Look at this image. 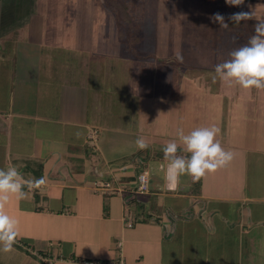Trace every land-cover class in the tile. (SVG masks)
<instances>
[{"label": "crops", "instance_id": "0c3cea01", "mask_svg": "<svg viewBox=\"0 0 264 264\" xmlns=\"http://www.w3.org/2000/svg\"><path fill=\"white\" fill-rule=\"evenodd\" d=\"M114 1L126 2L129 21L122 22ZM145 4L0 0V168L46 181L43 195L13 196L6 205L19 235L11 252H0V264L109 260L119 240L128 264H165L175 235L193 233L203 215L215 220L216 230L215 218L232 205L242 235L264 227V91L211 85L216 53L199 61L194 42L185 55L189 28L173 39L183 48V63L170 50L156 54L159 41L147 39L150 25L142 19ZM97 11L104 24L95 20ZM152 27L155 39L159 27ZM212 125L233 160L199 182L181 176L168 189L161 171L167 162L154 154L178 142V130ZM138 136L147 153L135 147ZM143 170L149 191L142 194L136 187ZM101 179L122 191L95 192Z\"/></svg>", "mask_w": 264, "mask_h": 264}, {"label": "rangeland", "instance_id": "374dc122", "mask_svg": "<svg viewBox=\"0 0 264 264\" xmlns=\"http://www.w3.org/2000/svg\"><path fill=\"white\" fill-rule=\"evenodd\" d=\"M145 2L142 13V17L145 18L142 19L147 20L150 25L147 39L150 42L159 41V44L153 43L156 54H166L168 50L172 54L177 51L183 53V48L173 39L178 38L181 29L189 28L185 31L186 34L184 33L187 43L184 47L185 55L192 54L193 47L190 44L195 42L198 44L196 50L202 53L197 59L204 61L202 57L209 55L206 62L213 60L211 55L214 53L218 63L228 59L227 54L244 45L253 34L255 20L242 21L235 25L228 19L230 14L249 11V5H252L256 8L257 14L264 17V0H245L241 7L228 6L225 0H187L186 5L172 2L170 6L158 0ZM160 10L167 13L160 14ZM217 12L225 16L229 24L228 29H220L218 23H213L209 19ZM95 15V20L105 23L101 11H97ZM77 20L79 16H71L72 22ZM153 25L159 27L155 39L149 37L153 33ZM141 53L145 55L142 51ZM234 210L235 207L232 205L227 216L220 214L215 218L216 230L212 228L215 220L203 215L200 218L202 223L192 225L193 229H196L193 233L181 231L180 235L172 236V241L166 247L165 264H264V227H254L252 233L242 235V227L233 214Z\"/></svg>", "mask_w": 264, "mask_h": 264}, {"label": "clouds", "instance_id": "9594fccd", "mask_svg": "<svg viewBox=\"0 0 264 264\" xmlns=\"http://www.w3.org/2000/svg\"><path fill=\"white\" fill-rule=\"evenodd\" d=\"M225 3L231 7H241L245 0H225ZM249 9L232 13L228 19L235 25L255 20L253 34L244 45L232 50L228 59L216 64L212 80L229 87L264 91V17L259 16L252 5H249ZM209 19L218 23L220 29L229 28L225 16L219 12L212 14ZM174 55L177 62H184L180 52ZM219 131L215 125L198 127L187 134L180 129L177 133L178 142L174 140L163 146L167 163L161 165V171L168 189L174 190L181 176L190 177L193 183L199 182L207 174L215 173L233 160L234 154L226 151L217 140ZM134 144L138 150L149 147L142 136H138ZM45 183L43 177L24 178L16 167L0 168V252H11L19 235V221L5 212L6 205L13 196L18 200H27L29 194L35 191L43 195L42 186Z\"/></svg>", "mask_w": 264, "mask_h": 264}, {"label": "built area", "instance_id": "2783aa9c", "mask_svg": "<svg viewBox=\"0 0 264 264\" xmlns=\"http://www.w3.org/2000/svg\"><path fill=\"white\" fill-rule=\"evenodd\" d=\"M90 137L93 140H96L98 137V130L97 128H94L90 132ZM93 189L95 192L104 193V194H114V193H120L122 190L115 186L111 181L109 180H99L94 182ZM137 191L139 193H147L149 191V171L143 170L139 175L137 179ZM129 226H132V223L129 222ZM117 248V255L109 260H98V259H79V264H128L124 255H123V248H122V241L119 240L116 243ZM45 260L48 263H51L52 259L49 257H46Z\"/></svg>", "mask_w": 264, "mask_h": 264}, {"label": "trees", "instance_id": "16d2710c", "mask_svg": "<svg viewBox=\"0 0 264 264\" xmlns=\"http://www.w3.org/2000/svg\"><path fill=\"white\" fill-rule=\"evenodd\" d=\"M114 3H115V6H116V8H118L119 9V11L121 12V17H122V22H127V21H129V17H130V13L128 12H126V8H125V6H124V4H126V2L124 1H122L121 3L120 2H116V1H114ZM127 5V4H126ZM126 13V14H125ZM129 34V33H128ZM127 34V32L125 31L124 32V35H125V37L127 38V36H128V38L129 37H131V35H128ZM140 38L138 37V38H136L135 40H134V44H137V43H139L140 42ZM133 48H135V47H133ZM136 49V48H135ZM137 49H139V47L137 46ZM136 52V51H135ZM137 53V52H136ZM139 53H141V52H139ZM210 79L209 78H206L205 79V81H209ZM211 82V85H213L214 86V82H213V80H211L210 81ZM209 83V82H208ZM173 86H176V84H174ZM144 152H148V150H141L140 151V154H143ZM155 155V158L156 159H158V158H164V154H163V151H162V149L157 153V154H154Z\"/></svg>", "mask_w": 264, "mask_h": 264}]
</instances>
